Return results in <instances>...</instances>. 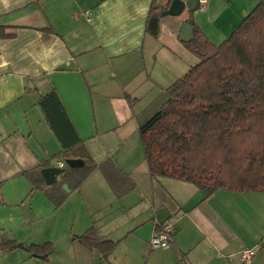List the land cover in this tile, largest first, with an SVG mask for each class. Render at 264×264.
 Instances as JSON below:
<instances>
[{
	"label": "crops",
	"instance_id": "crops-1",
	"mask_svg": "<svg viewBox=\"0 0 264 264\" xmlns=\"http://www.w3.org/2000/svg\"><path fill=\"white\" fill-rule=\"evenodd\" d=\"M259 1L207 0L191 15L185 7L161 16L169 0H0V237L22 245L0 251V264H244L246 248L256 252L248 264H264V191L206 196L190 182L152 179L138 134L166 89L199 63L183 42L188 18L190 38L196 28L218 46ZM53 90L120 196L100 168L78 187L66 172L52 185L23 174L71 157L83 163L59 155L38 105ZM164 225L169 246L152 249ZM90 227L117 243L106 258L74 239ZM66 239L47 261L26 250Z\"/></svg>",
	"mask_w": 264,
	"mask_h": 264
},
{
	"label": "trees",
	"instance_id": "trees-1",
	"mask_svg": "<svg viewBox=\"0 0 264 264\" xmlns=\"http://www.w3.org/2000/svg\"><path fill=\"white\" fill-rule=\"evenodd\" d=\"M183 42L199 63L166 89L167 101L138 128L150 178L190 182L206 196L221 189L264 191V0L220 45H213L196 28ZM38 105L60 143L59 155L83 160L82 167L67 168L65 174H72L75 187L100 168L120 196L106 164L96 165L85 152L58 93L51 91ZM23 174L33 184L43 183L38 171ZM126 180L125 188H133ZM74 239L103 258L117 245L100 240L94 227ZM17 247L15 241L0 237L1 252ZM53 247L46 242L26 250L47 261Z\"/></svg>",
	"mask_w": 264,
	"mask_h": 264
},
{
	"label": "water",
	"instance_id": "water-1",
	"mask_svg": "<svg viewBox=\"0 0 264 264\" xmlns=\"http://www.w3.org/2000/svg\"><path fill=\"white\" fill-rule=\"evenodd\" d=\"M198 0H169V5L166 10L161 13V16L170 15L176 16L178 15L185 7L189 10V12H193L196 9ZM149 29L152 32H156L158 26V17H152L148 23ZM192 33V26L188 23L183 25V38L188 40ZM82 161L79 159H66L65 165L66 167L57 166L56 163H52L50 166L43 167L40 169V174L46 185H52L56 182V177L60 174H63L67 171V168H78L82 166ZM65 188V186H64ZM70 241V239H66L63 242L54 245L53 251H61L66 244ZM19 247L22 245L18 244Z\"/></svg>",
	"mask_w": 264,
	"mask_h": 264
},
{
	"label": "built area",
	"instance_id": "built-area-1",
	"mask_svg": "<svg viewBox=\"0 0 264 264\" xmlns=\"http://www.w3.org/2000/svg\"><path fill=\"white\" fill-rule=\"evenodd\" d=\"M207 0H198V5L200 8H203L206 4ZM169 238H170V227L168 225L162 226V228L153 234L150 239V247L152 249H163L169 246ZM240 260L244 264H248L251 261V258L254 255L253 249H242L240 251Z\"/></svg>",
	"mask_w": 264,
	"mask_h": 264
},
{
	"label": "rangeland",
	"instance_id": "rangeland-1",
	"mask_svg": "<svg viewBox=\"0 0 264 264\" xmlns=\"http://www.w3.org/2000/svg\"><path fill=\"white\" fill-rule=\"evenodd\" d=\"M66 159H78V158H75V157H71V158H66ZM65 159V160H66ZM61 167H66V165H65V161H64V163H62V166ZM255 252V251H254ZM256 253V252H255Z\"/></svg>",
	"mask_w": 264,
	"mask_h": 264
}]
</instances>
